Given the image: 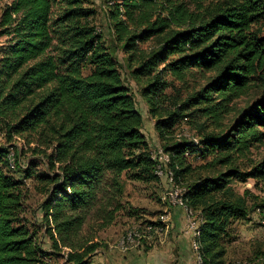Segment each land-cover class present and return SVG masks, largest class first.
Returning a JSON list of instances; mask_svg holds the SVG:
<instances>
[{
	"label": "trees",
	"instance_id": "16d2710c",
	"mask_svg": "<svg viewBox=\"0 0 264 264\" xmlns=\"http://www.w3.org/2000/svg\"><path fill=\"white\" fill-rule=\"evenodd\" d=\"M87 1L14 0L2 10L1 34L10 39L0 48V264L51 259L23 217L24 181L44 196L46 233L54 250L66 251V264H93L98 234L126 208L137 216L123 203L124 179L161 181L123 70L137 83L146 80L142 97L166 142L165 169L199 224L202 264H225L231 226L252 209L250 192L237 194L231 183H264V157L250 159L264 143V0H226L206 12L202 0L195 9L174 0H110L109 42ZM199 77L205 83L181 96ZM186 119L198 142H172ZM16 138L35 145L46 172L34 164L20 178L8 172ZM15 161L14 171L19 156ZM255 200L252 207L263 210L264 200Z\"/></svg>",
	"mask_w": 264,
	"mask_h": 264
},
{
	"label": "rangeland",
	"instance_id": "374dc122",
	"mask_svg": "<svg viewBox=\"0 0 264 264\" xmlns=\"http://www.w3.org/2000/svg\"><path fill=\"white\" fill-rule=\"evenodd\" d=\"M13 1L14 0H0V18L2 16V10L4 6L11 4ZM109 1L110 0H88V3H86V7L88 9L94 10L95 12L94 17H92V23L96 26L98 32H100L104 36V39L108 42L110 40V37L112 36L110 22L107 18V5L108 3L110 4ZM174 1H177L179 3L185 2L189 4L192 9H195L193 3L198 0ZM225 1L226 0H202V6L204 8L202 12H206V10L210 7L212 8L216 5L224 4ZM2 30L3 29L0 28V48H2V46H5L10 39L9 37L1 34ZM153 45L154 42H149L143 45L142 48L144 50H149V48ZM117 57L121 63L125 64L126 57L121 49L117 52ZM1 59L2 55L0 52V60ZM122 73L123 77L125 78L126 84L130 87L131 92L136 100L137 107L143 115V133L147 138L150 147V152L153 156H155V158L159 159V164L162 165V160L165 163L168 159V155H166L164 152H160L159 154L156 153V151L159 148L163 149V145L166 142L161 141L159 139V136L155 129V123L157 121V118L154 119L149 114V106L145 99L142 97V89L144 87V84L146 83V80H143V82L141 83H137L129 76V70H123ZM188 83L189 89L182 90L183 92L181 96H186L187 92H190L199 85L204 84L205 80L201 79L200 77L193 78L189 80ZM165 93L167 95L176 96V92L171 88H168ZM236 104L238 105V109L243 107L245 105V99L237 101ZM232 117L233 115L230 118ZM168 138H170L172 142L187 140L197 143L199 140L197 131L191 126V124L188 122V119L180 122ZM5 144V138L0 136V147L5 146ZM11 146H13L11 148L12 153L19 156L20 167L17 168L15 171L14 168H11L13 171H8L15 178L21 177V170H25L28 167V164H34V166H36L35 169L38 173H43L47 171L48 167L46 159L43 156L37 155L33 152V149L36 148L35 145L29 147L25 145V142L23 140L16 138L15 141L11 143ZM263 157L264 143L256 148H253L250 154V159L254 162H259ZM191 161L194 167L197 166V164L201 163L199 159ZM163 182L164 180L162 181V179L159 182L149 183L133 182L131 180L124 179L125 192L123 203L126 206H131L132 208H135L137 210V216L130 217V209L126 208L119 214L117 220L111 227L98 234L96 242L101 245V248L93 257V264H111L110 259L115 256L121 257L124 253H132L135 251L146 252L147 249H149V247L147 246L148 242H155V240H159L161 242L168 237L172 228V209L177 207L168 203V187H170V191L173 189L174 191L184 189L179 187V185H177L175 181L169 183V186ZM231 186L234 191L240 195L245 194L247 190L250 192V196L247 200L249 201V207H251L252 209L247 220L237 221L231 226L230 236L226 238L227 254L224 258V263L264 264V209L261 210L258 207H252L256 202L255 198L264 200V183H258L256 180L253 179H249L246 182H241L239 180L234 179L231 183ZM22 188L24 193L23 217L31 232H36V240L38 244L43 248V250H45V252L50 254L51 259L48 260V264H66V251L63 250L62 252H59L54 250L52 248V241L46 233V226L44 225L42 217L43 215L40 210V205L44 201V196L39 193V191L36 189L35 182L32 180L24 181V185ZM196 214V216H198L197 220L199 221V215L197 212ZM166 215L169 216V220L165 219ZM163 216L164 220L161 219ZM159 221H161V223H164V225H169V228L162 236L157 237L155 235L154 237L152 236L151 240L144 239V241H140L141 243L139 242L137 246L131 249L123 251L119 249V240L128 230L138 226H150L151 223L157 224ZM164 221H166V223ZM186 221V233L190 234L188 232V218L186 219ZM194 241L195 240L191 237L192 251L195 255L196 260L197 252L194 250L193 247ZM198 246H200V243L198 244Z\"/></svg>",
	"mask_w": 264,
	"mask_h": 264
},
{
	"label": "crops",
	"instance_id": "0c3cea01",
	"mask_svg": "<svg viewBox=\"0 0 264 264\" xmlns=\"http://www.w3.org/2000/svg\"><path fill=\"white\" fill-rule=\"evenodd\" d=\"M163 181V179H162ZM163 183L166 184L164 181ZM172 228L163 241L147 243L149 249L142 252L124 253L110 259L111 264H196L192 251L191 236L186 233V215L182 208L172 209ZM165 219L169 220V216ZM166 222V221H164ZM169 228V225H167ZM157 237H160L157 235ZM152 237L148 240H151ZM141 243V242H140ZM96 258V257H95Z\"/></svg>",
	"mask_w": 264,
	"mask_h": 264
},
{
	"label": "bare ground",
	"instance_id": "6f19581e",
	"mask_svg": "<svg viewBox=\"0 0 264 264\" xmlns=\"http://www.w3.org/2000/svg\"><path fill=\"white\" fill-rule=\"evenodd\" d=\"M153 157L155 158V156H153ZM167 157H168V159L164 163V176L169 179V183H172V182H174V174L171 171H167L165 169V165L169 161V156H167ZM8 159H9L10 168H15V166H16L15 156H14V158H12V154H10ZM156 160L158 162L157 169H156V175L160 179H162V165L159 164L158 158H156ZM171 192L179 194V208H182L185 211L186 216H187L189 221H194L195 215L191 210H188V208L185 205L184 199H183V196L185 193L184 190H175L174 191V189H173V190H171ZM168 203L171 205L170 199H168ZM146 227L148 229H144V227L138 226V227H134V228L128 230L123 235V237L119 240V243H118L119 249L127 250V249L134 248L135 246H137V244L140 241L142 242V241H144V239L148 240L152 236L154 237L155 235L161 236V231H162V235H163L166 232V230L168 229L167 224L164 225V223H161L160 226H152V225L149 226L148 225ZM191 237L195 240L193 247H194V250L197 252L196 264H202V261H201L200 255H199V246L197 243L198 239H199V224H198V222L196 223V225L194 227L193 234L191 235Z\"/></svg>",
	"mask_w": 264,
	"mask_h": 264
},
{
	"label": "built area",
	"instance_id": "2783aa9c",
	"mask_svg": "<svg viewBox=\"0 0 264 264\" xmlns=\"http://www.w3.org/2000/svg\"><path fill=\"white\" fill-rule=\"evenodd\" d=\"M163 152V149L159 148L156 153ZM12 158H14V153H12ZM162 179L166 182V185L169 186V179L164 176V161L162 160ZM168 192H167V197L170 199L171 205L179 207V194L178 193H172L170 191V187H168ZM164 220V216L161 218ZM197 221L196 218H194V221H189L188 223V232L192 235L194 227L196 225ZM144 229H148L146 226H144ZM161 236H162V231H161ZM123 251V250H121Z\"/></svg>",
	"mask_w": 264,
	"mask_h": 264
}]
</instances>
